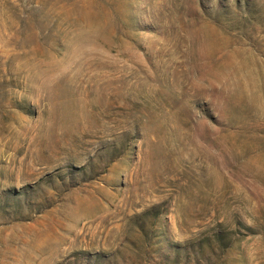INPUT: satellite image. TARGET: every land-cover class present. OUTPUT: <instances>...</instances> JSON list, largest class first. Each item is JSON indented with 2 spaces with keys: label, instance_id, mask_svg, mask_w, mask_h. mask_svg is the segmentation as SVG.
<instances>
[{
  "label": "rangeland",
  "instance_id": "obj_1",
  "mask_svg": "<svg viewBox=\"0 0 264 264\" xmlns=\"http://www.w3.org/2000/svg\"><path fill=\"white\" fill-rule=\"evenodd\" d=\"M0 264H264V0H0Z\"/></svg>",
  "mask_w": 264,
  "mask_h": 264
}]
</instances>
